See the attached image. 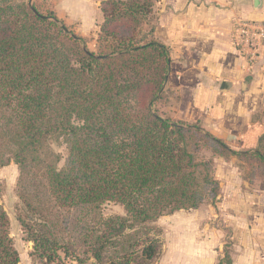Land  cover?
I'll list each match as a JSON object with an SVG mask.
<instances>
[{
	"label": "trees",
	"instance_id": "trees-1",
	"mask_svg": "<svg viewBox=\"0 0 264 264\" xmlns=\"http://www.w3.org/2000/svg\"><path fill=\"white\" fill-rule=\"evenodd\" d=\"M101 10L93 52L55 14L0 0V169L18 166L19 221L41 259L65 248L58 229L79 213L87 264H153L163 251L156 223L218 198L219 157L264 174V133L239 152L199 122L161 115L171 59L155 28L144 30L154 1L104 0ZM109 203L125 215L101 217ZM0 264H21L2 206Z\"/></svg>",
	"mask_w": 264,
	"mask_h": 264
},
{
	"label": "crops",
	"instance_id": "crops-1",
	"mask_svg": "<svg viewBox=\"0 0 264 264\" xmlns=\"http://www.w3.org/2000/svg\"><path fill=\"white\" fill-rule=\"evenodd\" d=\"M153 14L170 52L176 119L200 122L234 150L255 149L264 133V43L251 65L232 30L237 20L264 22V0H154ZM236 202L221 218L203 205L176 212L153 264H264V206Z\"/></svg>",
	"mask_w": 264,
	"mask_h": 264
},
{
	"label": "rangeland",
	"instance_id": "rangeland-1",
	"mask_svg": "<svg viewBox=\"0 0 264 264\" xmlns=\"http://www.w3.org/2000/svg\"><path fill=\"white\" fill-rule=\"evenodd\" d=\"M28 1L37 4L41 11L46 14H55L76 35L86 39L87 46L91 51H98V38L101 25L104 22L101 10V5L104 0ZM156 19L157 16L152 14L147 24L144 26V30L155 28L156 31ZM175 98V93H171L166 89L164 97L157 104L156 109L165 117L181 121L176 119ZM200 125L202 126L201 123ZM53 149L60 153L65 160L67 155L65 146L55 144L53 145ZM236 151L241 152L245 150ZM215 177L220 184L219 196L216 200L208 199L205 201L203 206L207 208V211L214 212V214L216 211L221 218L223 214L222 211H220L222 210L221 208L228 206L230 203L236 204L238 198L242 200L241 203L243 204L264 206V174L257 169L254 171L244 159L237 156L219 157L216 160ZM18 179L19 169L14 163L0 169V206H2L9 215L11 221V234L20 253L21 264H82L81 262L87 264L89 258H91L90 249L88 246L83 245L82 231L75 227L73 223L79 213H74V216L69 217L68 220L71 222L68 223V229L65 227L58 229L59 241L65 248L58 251V256L52 262H49L47 259H41L35 253L34 244L33 242L27 241V235L19 221L20 217L25 216V210L19 198ZM123 215H125L124 208L114 203L103 206L100 213V216L104 218ZM224 218H227L225 213ZM175 220V214L164 216L155 225L160 232L163 247L165 230L167 226ZM206 220L209 219L206 218ZM101 230L103 232V226ZM90 262H94V260L92 259Z\"/></svg>",
	"mask_w": 264,
	"mask_h": 264
},
{
	"label": "built area",
	"instance_id": "built-area-1",
	"mask_svg": "<svg viewBox=\"0 0 264 264\" xmlns=\"http://www.w3.org/2000/svg\"><path fill=\"white\" fill-rule=\"evenodd\" d=\"M232 43L241 56L254 64L264 43V22L237 20L232 30Z\"/></svg>",
	"mask_w": 264,
	"mask_h": 264
},
{
	"label": "water",
	"instance_id": "water-1",
	"mask_svg": "<svg viewBox=\"0 0 264 264\" xmlns=\"http://www.w3.org/2000/svg\"><path fill=\"white\" fill-rule=\"evenodd\" d=\"M256 2L258 3V2H259V0H256Z\"/></svg>",
	"mask_w": 264,
	"mask_h": 264
}]
</instances>
